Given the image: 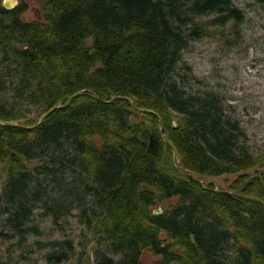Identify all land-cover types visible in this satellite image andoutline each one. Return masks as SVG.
I'll use <instances>...</instances> for the list:
<instances>
[{
	"label": "trees",
	"instance_id": "obj_1",
	"mask_svg": "<svg viewBox=\"0 0 264 264\" xmlns=\"http://www.w3.org/2000/svg\"><path fill=\"white\" fill-rule=\"evenodd\" d=\"M38 1L41 18L26 20L25 1L0 0L2 74L17 76L6 86L0 75V119L29 127L0 125L1 232H37L35 203L69 176L41 206L57 222L89 195L78 223L118 256L96 249L92 264H264V154L244 144L217 92H192L178 75L188 40L236 26L243 11L232 0ZM21 102L39 112L24 115ZM68 249L49 263H65Z\"/></svg>",
	"mask_w": 264,
	"mask_h": 264
},
{
	"label": "rangeland",
	"instance_id": "obj_2",
	"mask_svg": "<svg viewBox=\"0 0 264 264\" xmlns=\"http://www.w3.org/2000/svg\"><path fill=\"white\" fill-rule=\"evenodd\" d=\"M23 1L28 5L24 13L26 20L41 18L38 0ZM232 3L243 11V20L236 26L232 21L225 26H212L213 33L209 36L188 40L181 54L178 75L183 77L184 86L192 92H217L223 98L228 113L239 121L245 133L244 144L255 154H264V0H232ZM208 17L200 19L207 21ZM2 69L0 64V75L6 80L5 85H11L17 79L16 71L10 70L11 75L6 76L2 74L5 69ZM17 107L26 116L39 112L23 102L17 103ZM34 163H29V166ZM81 176L88 181L84 174ZM223 179L224 176H220L214 181L218 185ZM70 180L68 176L60 182H51L52 189L48 186L47 194L35 203L28 225L37 232L29 233L25 240L19 241L18 234L10 237L9 233L1 232L8 230L3 227L0 216V255L3 259L12 264H50L48 253L68 249L66 245L59 244L66 240L71 241L72 247L68 249L69 256L63 264H92L96 249H103L117 259L108 245L98 242L78 223L77 213L82 205H89V195L86 194L82 201L73 200L69 213L60 214L57 222L53 220V213L41 206L43 199L48 197L51 203L53 197L60 196L57 184ZM82 190L85 192V188L80 189L84 194ZM77 203L80 204L76 206ZM226 251L229 253L230 247ZM153 259L148 252L142 256L143 262Z\"/></svg>",
	"mask_w": 264,
	"mask_h": 264
},
{
	"label": "water",
	"instance_id": "obj_3",
	"mask_svg": "<svg viewBox=\"0 0 264 264\" xmlns=\"http://www.w3.org/2000/svg\"><path fill=\"white\" fill-rule=\"evenodd\" d=\"M2 4H3V6L6 7V8H13V7L17 4V0H2ZM80 93H82V91H79V92L73 94L72 96H70V97L66 100L65 103H60V104H57V105L53 106L52 108H50L47 112H45V113L41 116V118L39 119L38 123H40L43 119H45V118H46V117H47L52 111H54L55 109L62 108V107H64V106L68 105V103L72 100V98H73L75 95L80 94ZM94 96H95L96 98H99V97H98V94H95ZM130 103H131V105H132L133 107H135V105H134V103H133L132 100H130ZM38 123H37V124H38ZM173 124H176V122L173 121ZM0 125H6V126H18V127H23V128H29L28 126H25V125L19 123L18 121H7V120H3V119H0ZM158 127H159V131H160V133H161V136H162L163 140H164L166 143H169L168 136H167L166 134L163 133V131H162V126H161V123H160V122L158 123ZM171 148H172V153H173V158H174L175 164L178 165V161H179V155H178V152H177V150L175 149V147H173L172 145H171ZM179 168H180L182 171H187V172H188L193 178L196 177V174H195L194 172H192V171H188V170H186V169H184V168H182V167H179ZM200 182L203 183V180H200ZM233 193L242 196V194L239 193L238 191H234ZM243 196H244V195H243ZM244 197H247V198H254V197H249V196H244ZM254 199L260 201V200L257 199V198H254ZM260 202H262V201H260ZM262 203H263V202H262ZM263 204H264V203H263ZM160 212H162V208H161L160 206L158 207L157 210H154V213H156V214H158V213H160Z\"/></svg>",
	"mask_w": 264,
	"mask_h": 264
},
{
	"label": "flooded vegetation",
	"instance_id": "obj_4",
	"mask_svg": "<svg viewBox=\"0 0 264 264\" xmlns=\"http://www.w3.org/2000/svg\"><path fill=\"white\" fill-rule=\"evenodd\" d=\"M19 1V0H18Z\"/></svg>",
	"mask_w": 264,
	"mask_h": 264
}]
</instances>
